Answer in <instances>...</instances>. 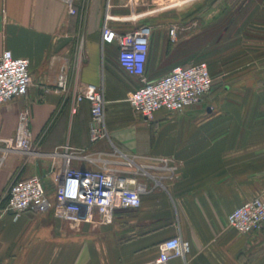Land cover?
Returning <instances> with one entry per match:
<instances>
[{"label":"crops","instance_id":"0c3cea01","mask_svg":"<svg viewBox=\"0 0 264 264\" xmlns=\"http://www.w3.org/2000/svg\"><path fill=\"white\" fill-rule=\"evenodd\" d=\"M226 1L73 0L71 15L65 0H0V55L8 49L26 58L31 76L24 96L0 106V211L14 180L39 176L53 200L54 178L67 164L123 174L122 155L133 156L144 189L140 206L116 210L111 225L98 224L96 215L93 223L77 224L51 211L17 219L0 212V264H146L174 237L188 242L190 252L167 264H264V224L248 235L227 225L234 209L264 195V1L247 4L254 24L210 59L206 44L185 50L202 33L199 28L185 37L193 32L186 22L202 24L208 14L195 11ZM145 20L156 22L145 64L148 82L214 58V85L198 105L145 119L129 104L140 79L119 66L115 44L101 48V29L107 24L125 33ZM179 22L186 34L171 37L169 29ZM63 68L68 84L59 91ZM85 85L101 87L106 101L108 137L94 143L90 104L76 101ZM26 109L32 148L7 149L4 141L14 137Z\"/></svg>","mask_w":264,"mask_h":264},{"label":"built area","instance_id":"2783aa9c","mask_svg":"<svg viewBox=\"0 0 264 264\" xmlns=\"http://www.w3.org/2000/svg\"><path fill=\"white\" fill-rule=\"evenodd\" d=\"M65 4L69 14L74 15L73 0H65ZM151 33L152 27L147 24L125 33H119L107 24L101 29V48L115 44L118 47L119 66L127 74L140 79V85L129 94L127 100L134 111L145 119L160 110L180 113L185 108L198 105L213 87V78L205 62L174 67L155 81L148 82L144 72ZM175 33L176 26H172L169 35L174 37ZM30 84L29 61L15 57L8 49L3 50L0 55V106L24 96ZM67 84V71L63 68L57 77L56 89L65 91ZM76 101L90 104L89 141L94 143L107 138L103 89L85 85L77 94ZM29 122V111L23 110L14 137L4 141L7 149L30 152L32 140ZM122 156L126 167L123 174L106 168L93 170L67 164L54 178L53 200L47 197L39 176L14 180L4 196L1 215L7 214L17 219L26 212L44 214L51 211L54 218L77 224L93 223V216L96 215L98 224L111 225L115 211L139 207L144 192L136 180L140 169L133 156ZM80 158L91 160L86 156ZM163 163L167 166V160H163ZM263 224L264 195L241 204L227 216L228 227L244 235L259 231ZM158 251V257L146 264H167L171 258H185L190 246L188 242L174 237L162 242Z\"/></svg>","mask_w":264,"mask_h":264},{"label":"rangeland","instance_id":"374dc122","mask_svg":"<svg viewBox=\"0 0 264 264\" xmlns=\"http://www.w3.org/2000/svg\"><path fill=\"white\" fill-rule=\"evenodd\" d=\"M258 1L262 2L264 0H234L233 4L229 5H223L221 8H213L208 11V14L206 16V20L202 24L198 22H186L185 28L186 31H193L192 33L186 32L184 33L181 31L183 29V23L179 22L176 25V31L178 33L186 34L185 37L194 34L196 29L201 28L202 32H207L208 34V55L209 59L211 58V55L214 54L216 49H218V46H225V45H231L233 40H237L238 37L234 35H237L236 32L239 30H246L247 28L251 26V24H254V19L250 21L249 17H247V13L250 10V7H247V4L249 2ZM227 2H232V0H228ZM239 4V6L237 5ZM245 5V6H244ZM244 6V7H243ZM220 10L221 13H220ZM223 12V13H222ZM238 13L240 16L238 17ZM236 18V19H235ZM156 22L145 20V21H139L137 24L143 25L147 24L150 25L152 28ZM184 28V29H185ZM177 33V32H176ZM196 33V32H195ZM219 34V35H218ZM221 34V35H220ZM203 54V53H202ZM197 57H199L197 55ZM210 62H214V58L205 63L207 64V67L209 71L211 72V76L213 78V85H214V79L216 78V71L210 69ZM210 66V67H209ZM97 218V217H96ZM93 219H95V215L93 216Z\"/></svg>","mask_w":264,"mask_h":264},{"label":"trees","instance_id":"16d2710c","mask_svg":"<svg viewBox=\"0 0 264 264\" xmlns=\"http://www.w3.org/2000/svg\"><path fill=\"white\" fill-rule=\"evenodd\" d=\"M226 4L229 5L231 3L230 2H227V3L225 2L224 5H226ZM213 7H214L213 4H209V5H206V6H200L195 12H199L201 10L209 11L210 9H213ZM221 11L222 10H220V13H221ZM205 44L207 45V48H208V34H207L206 31L202 32L201 35H197L196 37H193L191 39V42L189 44H186L185 50L186 51H190V52L199 51L200 47L203 48ZM206 61H207L206 59H198V60H196L194 62H206Z\"/></svg>","mask_w":264,"mask_h":264}]
</instances>
